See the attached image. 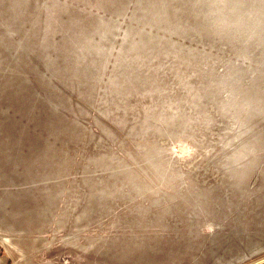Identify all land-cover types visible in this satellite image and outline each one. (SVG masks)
Returning <instances> with one entry per match:
<instances>
[{"label": "rangeland", "instance_id": "obj_1", "mask_svg": "<svg viewBox=\"0 0 264 264\" xmlns=\"http://www.w3.org/2000/svg\"><path fill=\"white\" fill-rule=\"evenodd\" d=\"M0 264H264V0H0Z\"/></svg>", "mask_w": 264, "mask_h": 264}]
</instances>
